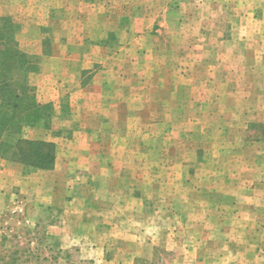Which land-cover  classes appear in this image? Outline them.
I'll list each match as a JSON object with an SVG mask.
<instances>
[{
    "label": "rangeland",
    "instance_id": "1",
    "mask_svg": "<svg viewBox=\"0 0 264 264\" xmlns=\"http://www.w3.org/2000/svg\"><path fill=\"white\" fill-rule=\"evenodd\" d=\"M0 81V264H264V0H0Z\"/></svg>",
    "mask_w": 264,
    "mask_h": 264
},
{
    "label": "trees",
    "instance_id": "2",
    "mask_svg": "<svg viewBox=\"0 0 264 264\" xmlns=\"http://www.w3.org/2000/svg\"><path fill=\"white\" fill-rule=\"evenodd\" d=\"M1 53H5V51H2ZM7 94H8V88L7 85H5L2 81H0V101L4 104H6V98H7ZM0 114H9L8 112L6 113L5 110L1 111ZM2 126H4L5 128V124H3ZM1 132V130H0Z\"/></svg>",
    "mask_w": 264,
    "mask_h": 264
}]
</instances>
